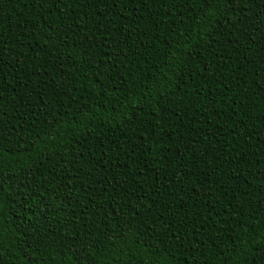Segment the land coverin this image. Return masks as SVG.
Returning <instances> with one entry per match:
<instances>
[{"label":"trees","instance_id":"16d2710c","mask_svg":"<svg viewBox=\"0 0 264 264\" xmlns=\"http://www.w3.org/2000/svg\"><path fill=\"white\" fill-rule=\"evenodd\" d=\"M0 264H264V0H0Z\"/></svg>","mask_w":264,"mask_h":264},{"label":"snow or ice","instance_id":"6c2138e0","mask_svg":"<svg viewBox=\"0 0 264 264\" xmlns=\"http://www.w3.org/2000/svg\"><path fill=\"white\" fill-rule=\"evenodd\" d=\"M209 2H211V0H209Z\"/></svg>","mask_w":264,"mask_h":264}]
</instances>
